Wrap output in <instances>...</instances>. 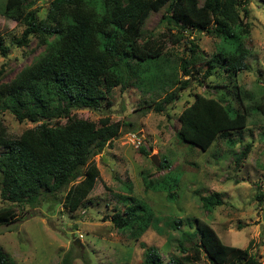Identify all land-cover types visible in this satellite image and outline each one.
Returning <instances> with one entry per match:
<instances>
[{
    "label": "trees",
    "instance_id": "16d2710c",
    "mask_svg": "<svg viewBox=\"0 0 264 264\" xmlns=\"http://www.w3.org/2000/svg\"><path fill=\"white\" fill-rule=\"evenodd\" d=\"M33 1L5 0L2 7L5 17L21 20L25 26L15 43L23 45L35 35L43 51L6 83L0 69V113H10L19 123H40L10 140L0 121V196L11 203L0 208V226L16 221L15 204H34L41 196L57 195L67 187L62 207L68 212L74 213L88 199L100 178L92 157L118 136L121 123L111 124L105 118L97 125L77 118L72 110L98 107L114 88L125 87L131 79L143 89L144 84H152L146 83L148 80L158 78L156 73L162 66H154V62L163 55L162 47L142 36L151 12L164 7L162 19L173 45L182 41L184 33L194 31L221 42L209 58L198 52L193 41L188 42L184 48L188 57L180 62L181 73L187 78L179 81L175 73L162 76L174 89L154 103L156 112L178 99L177 93L200 75L198 69L203 71L204 80H219L224 74L236 79L248 69V51L241 44L247 29L240 16V11L248 15L246 0H50L46 17L40 21L30 10ZM7 50L0 45L4 56ZM233 85L240 110L222 94H194L191 104L178 115L176 137L205 152L219 140L245 131L253 116H258L264 126V86L255 95ZM260 136L264 138V132ZM229 144L235 145L232 141ZM249 149L246 145L235 163L244 159ZM168 165L163 159L157 169ZM179 178L171 171L155 180L144 177L145 189L163 190L173 201ZM169 181L172 184L168 187L163 185ZM221 198L214 192L200 197L199 202L201 208L210 211L221 205ZM124 200L126 206L115 210L110 221L138 240L153 222V211L134 197L125 196ZM193 222V232L179 230L181 219L170 223L173 230H179L180 257L166 264H195L201 257L207 264H261L249 246L226 245L208 223L198 218ZM160 259L156 248L144 249L142 264H160ZM0 264H13L1 247Z\"/></svg>",
    "mask_w": 264,
    "mask_h": 264
},
{
    "label": "rangeland",
    "instance_id": "374dc122",
    "mask_svg": "<svg viewBox=\"0 0 264 264\" xmlns=\"http://www.w3.org/2000/svg\"><path fill=\"white\" fill-rule=\"evenodd\" d=\"M4 2L0 0V45L8 50L5 56L0 51V69L2 81L6 83L30 65L43 47L35 35L29 36L23 45L15 43L25 26L21 20L14 21L3 15ZM49 6L50 0H34L30 10L40 21L46 17ZM245 7L248 15L240 11V16L247 33L241 44L248 51V69L236 79L225 78L224 74L219 80L202 79L203 71L198 69L197 79H190L188 86L177 93L178 99L166 105L162 112L153 109L154 103L174 89L165 84L162 76L168 78L175 73L179 81L187 78L181 73L180 62L188 57L184 50L188 42L193 41L205 58L214 55L221 42L219 38L194 31L184 33L182 41L173 45L162 19L164 7L149 14L142 36L162 47L163 55L154 62V66H162L156 73L158 78L145 80L152 84H144L143 89L131 79L125 87L114 88L98 107L75 109L71 113L97 125L105 118L111 124L121 123L118 136L92 157L100 173L99 181L74 213L62 207L68 187L54 196L43 195L34 204H15L16 221L0 226V247L7 261L13 264H142L144 249L154 247L160 254V264H166L180 257L178 231L193 232V220L198 218L208 223L224 244L241 249L249 246L256 261L264 264V138L260 136L264 126L260 118L253 116L245 131L219 140L205 152L181 142L175 135L178 115L191 104L194 94L211 97L222 94L239 110L234 83L243 90L260 94L264 86V0H246ZM215 84L225 87H207ZM0 121L10 140L40 124L19 123L8 112L0 113ZM246 145L250 146L247 156L235 163ZM152 155L157 156L159 163L168 160V168L158 170L150 161ZM168 171L180 175L173 201L167 199L163 190H146L144 184V177L155 180ZM169 184L172 181L163 183L167 187ZM214 192L221 194V205L210 211L201 208L199 198ZM125 196L143 201L154 214L153 222L138 240L128 230L115 228L110 221L115 210L126 206ZM10 205L0 196V208ZM175 219H181L178 231L171 228L170 223ZM167 235L171 236L168 240ZM195 264H207V260L201 257Z\"/></svg>",
    "mask_w": 264,
    "mask_h": 264
},
{
    "label": "water",
    "instance_id": "95a60500",
    "mask_svg": "<svg viewBox=\"0 0 264 264\" xmlns=\"http://www.w3.org/2000/svg\"><path fill=\"white\" fill-rule=\"evenodd\" d=\"M150 161L154 164V166H156V167L159 166V161H158V158L156 155H152L150 157Z\"/></svg>",
    "mask_w": 264,
    "mask_h": 264
}]
</instances>
